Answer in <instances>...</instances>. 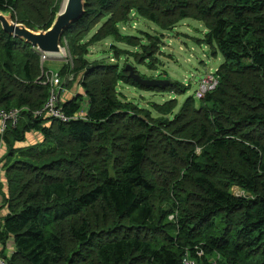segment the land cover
I'll return each instance as SVG.
<instances>
[{
    "label": "trees",
    "instance_id": "obj_1",
    "mask_svg": "<svg viewBox=\"0 0 264 264\" xmlns=\"http://www.w3.org/2000/svg\"><path fill=\"white\" fill-rule=\"evenodd\" d=\"M54 1L0 0V9L47 29ZM132 10L164 28L201 20L210 55L224 56L219 86L202 109L192 95L173 119H154L118 99L126 75L80 58L85 94L60 102L72 119L37 115L52 89L41 54L0 23V112H19L0 130L11 184V196L0 187V246L14 248L0 255L10 264H184L187 254L264 264V0H88L64 36L111 14L93 39L120 40L116 25ZM33 132L43 139L16 147Z\"/></svg>",
    "mask_w": 264,
    "mask_h": 264
},
{
    "label": "rangeland",
    "instance_id": "obj_2",
    "mask_svg": "<svg viewBox=\"0 0 264 264\" xmlns=\"http://www.w3.org/2000/svg\"><path fill=\"white\" fill-rule=\"evenodd\" d=\"M62 1L55 0L53 7L60 8ZM110 17L111 14L102 18L93 16L83 27L81 25L74 27L63 38V56L51 59L43 58L41 55V77L46 76L49 84L55 78L59 79L57 92L62 102L70 96L73 98L77 93L85 94L82 86L84 72L74 70L78 65V59L83 58L90 66L100 63L109 64L117 68L118 73L126 75L116 85L117 97L124 104L133 105L138 113L142 108L154 119H173L183 109L187 98L195 95L200 77L209 70L215 71L224 61L221 53L217 56L210 55L211 46L204 40L209 30L201 20L186 18L169 28H164L141 16L136 10H132L116 25L121 35L120 40L109 35L100 40H94L96 34L106 31L103 27ZM76 48L79 50L78 53H75ZM127 65H132L136 72L146 78H167L173 82L171 86L175 88H143L127 78L128 72L125 70ZM194 103L198 109L203 108L202 99L195 98ZM162 108L164 110H160ZM2 126L0 118L1 130ZM42 139L43 135L39 132L29 133L27 140L18 142L16 147L35 144ZM8 151L9 147L2 141L0 187L5 195L11 196L7 164L3 160ZM107 158H109V166L112 167L113 158L110 155ZM157 169H159L158 162ZM231 190L235 194L246 193L237 186H233ZM2 192H0V209L4 203ZM6 212L7 208L3 206L0 216ZM169 218H173L172 215ZM7 246H0V252L3 248H7L5 253L11 255L14 249L13 244L9 242Z\"/></svg>",
    "mask_w": 264,
    "mask_h": 264
},
{
    "label": "water",
    "instance_id": "obj_3",
    "mask_svg": "<svg viewBox=\"0 0 264 264\" xmlns=\"http://www.w3.org/2000/svg\"><path fill=\"white\" fill-rule=\"evenodd\" d=\"M88 0H63L51 26L30 28L25 23L14 19L11 11L0 9V23L5 32L35 47L46 58L63 56L62 39L64 32L74 23L81 21L87 14ZM129 76L145 87H165L171 83L169 79L146 78L136 72L132 65L125 68Z\"/></svg>",
    "mask_w": 264,
    "mask_h": 264
},
{
    "label": "built area",
    "instance_id": "obj_4",
    "mask_svg": "<svg viewBox=\"0 0 264 264\" xmlns=\"http://www.w3.org/2000/svg\"><path fill=\"white\" fill-rule=\"evenodd\" d=\"M43 58H46L44 54L40 53ZM218 68L215 71L209 70L205 72L199 79L198 81V87L195 91V97L197 99H203L207 95L208 92H211L215 90L220 83V76L217 73ZM59 81L58 78H55L53 81L50 82L52 89L50 92V97L46 104L36 112L37 115H41L42 113H45L46 116L48 117H53L55 119H58L60 121H69L70 117L66 115L64 112L63 106L60 105V99L58 97V84L57 82ZM19 117V112L18 110H13L9 113L5 111L0 112V118L2 119V130H4L6 123L10 120H12L13 124L16 123ZM77 117V116H76ZM173 217V215H172ZM183 263L184 264H197L196 260L191 258L189 254L185 255L183 258ZM0 264H10L9 261L4 258L3 256L0 255ZM210 264H220L217 258H214Z\"/></svg>",
    "mask_w": 264,
    "mask_h": 264
},
{
    "label": "crops",
    "instance_id": "obj_5",
    "mask_svg": "<svg viewBox=\"0 0 264 264\" xmlns=\"http://www.w3.org/2000/svg\"><path fill=\"white\" fill-rule=\"evenodd\" d=\"M220 64H221V63H220ZM220 64H219V65H220ZM71 98H72V96H70V97L68 98V100L71 99Z\"/></svg>",
    "mask_w": 264,
    "mask_h": 264
}]
</instances>
